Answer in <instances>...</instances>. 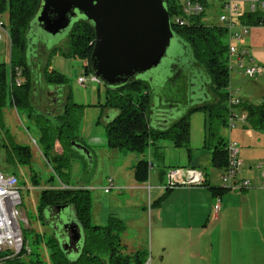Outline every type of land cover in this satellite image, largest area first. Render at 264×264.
Here are the masks:
<instances>
[{"label": "trees", "instance_id": "16d2710c", "mask_svg": "<svg viewBox=\"0 0 264 264\" xmlns=\"http://www.w3.org/2000/svg\"><path fill=\"white\" fill-rule=\"evenodd\" d=\"M39 1L0 0V19L7 16L10 45L8 62L0 61V142L6 163L29 166L31 147L14 140L4 120V109L10 105L18 115L22 111L29 118L32 117L36 103L35 97L37 106H45V114L51 113L47 106L55 105V121L41 113L34 117V138L51 168L49 181L57 178L60 183L58 186L48 184L38 198L37 212L51 234L34 232L32 247L25 239L29 252L24 248L19 254L9 256L4 251L0 256V264H145L146 250L134 253L125 251L121 242V235L125 230L123 221L110 215L105 224L93 223L90 190L68 187L71 157L74 155L71 152V142H81L79 125L84 107L73 101L68 78L56 71L50 60L54 52L65 57L80 58L86 61L84 73L90 75L88 61L94 45L95 30L89 21L80 19L71 26L62 47L54 45L47 51L38 48L36 44H31L32 37L28 39V28ZM164 1L172 29L181 42V53L169 65L171 75L165 82L169 86L158 94L157 89L161 86L156 73L150 80L135 79L116 88H105L103 107L108 113L104 116L103 123L107 146L136 154H143L151 144L159 140H169L176 147H188L190 115L202 111L207 122L205 142L212 148L211 165L220 171L224 170L227 165L228 140L220 134V129L228 126L232 117L226 104L230 78L226 31L219 24L202 23L204 15L195 17L189 25L175 24L172 20L179 14L180 0ZM239 21L249 26H264V10L245 11ZM181 56L189 57L192 63L189 68L180 65ZM33 57L35 58L32 60ZM194 65L197 68L192 71ZM194 73L198 77L203 75L202 89L195 85ZM17 79L19 83L16 82ZM43 94L45 97H42ZM196 94L200 95L197 101L201 102L195 101ZM156 96L159 97L157 102L154 101ZM179 104H183L185 110L174 117ZM234 107V111L240 107L244 111L245 126L264 128V101L253 104L241 98ZM133 168L135 181L141 183L148 180V159H138ZM32 181L38 184L34 174ZM209 189L214 196L220 197L229 190L221 186H210ZM60 205L71 207L73 216L82 229V246L74 260L61 248L45 216L46 209H55ZM40 247L47 249L46 257Z\"/></svg>", "mask_w": 264, "mask_h": 264}, {"label": "crops", "instance_id": "0c3cea01", "mask_svg": "<svg viewBox=\"0 0 264 264\" xmlns=\"http://www.w3.org/2000/svg\"><path fill=\"white\" fill-rule=\"evenodd\" d=\"M249 30L250 33L253 30L252 37L246 36L240 40L239 47L248 49L253 56V49H264V26H249ZM50 61L56 71L68 78L73 101L84 107L79 136L81 143L92 152L93 169L98 166L104 168L103 180L95 179L97 173L85 179L81 177L80 171H84L86 161L78 155L71 157L68 187L90 190L93 223L105 224L110 215L120 218L125 225L121 235L125 251L134 253L147 247L151 249L145 264H260L258 259H264L261 255L264 248L262 251L261 248L257 251L255 248L251 251H242L235 242L238 243L237 239L246 234L240 232L246 230L249 225L251 230L256 227L258 230L264 229L263 179L254 168L255 162L243 158L246 162H242L239 174L242 178L250 179L252 187L223 192L220 208L215 213V196L209 187L221 184L212 182L211 170L208 168L211 167L215 171L216 179L219 180L222 170L211 165L212 148L205 142L207 122L203 112L196 111L190 115L188 147H176L169 140H159L151 144L143 154L112 149L107 146L103 123V118L108 113L103 107L105 88L101 90L99 86H95L99 85V82L91 79V74L84 73L86 61L79 62L59 52H54ZM260 65L262 74L264 64ZM74 72H79L76 79L73 78ZM242 73L239 68L233 66L230 69L228 86L237 90V96L242 100L253 104L262 103L264 79L240 84L239 77ZM81 75L86 78L83 83L78 82ZM87 81L93 84L86 86ZM12 110L17 114L10 105L4 109L7 127L9 126L6 115ZM242 123L244 124V121ZM253 132L254 130L250 134ZM226 140L231 138L228 136ZM238 140L242 141V138ZM245 151L248 152L243 150ZM142 157L152 162L153 166L148 180L140 183L134 179L133 167ZM173 167L199 169L203 172L205 185H180L165 190L163 188L165 173L167 169ZM109 176L113 179L115 189L108 192V195L104 194L102 187ZM51 185L58 186V183ZM160 198L161 201L158 203Z\"/></svg>", "mask_w": 264, "mask_h": 264}, {"label": "water", "instance_id": "95a60500", "mask_svg": "<svg viewBox=\"0 0 264 264\" xmlns=\"http://www.w3.org/2000/svg\"><path fill=\"white\" fill-rule=\"evenodd\" d=\"M80 19L89 21L95 30L88 63L91 74L105 88H116L135 79L150 80L156 73L160 86L165 84L171 75L169 65L179 56L168 55V49L174 38L180 46L181 42L172 29L164 0H40L29 22L28 39L37 34L36 28L42 34L66 36ZM164 58L167 63L161 65ZM198 98L196 94L195 101ZM71 147L74 155L86 161L85 169L91 171L94 162L90 149L77 141H72ZM45 216L61 248L74 260L83 235L71 207L48 208Z\"/></svg>", "mask_w": 264, "mask_h": 264}, {"label": "rangeland", "instance_id": "374dc122", "mask_svg": "<svg viewBox=\"0 0 264 264\" xmlns=\"http://www.w3.org/2000/svg\"><path fill=\"white\" fill-rule=\"evenodd\" d=\"M211 6H209V10L206 11L205 16L202 17V23L206 24V25H216L217 24V18L214 16V14H210V8ZM4 20L6 21V17H4ZM37 29V34L34 35V37H32V42L34 44L37 45V47L41 48L42 50H49L52 48L53 45H58L60 47H62V44L65 43V35L62 34H58L55 36L52 35H48V34H42L38 28ZM255 31V30H254ZM243 38L246 36H250L252 37L253 35V30L250 33V30L246 33H241ZM241 39V40H242ZM238 45H240V42L238 43ZM0 58L1 61H5L8 62L9 60V56H10V45H9V39L8 36L6 34L3 33L2 36V40L0 43ZM177 54V53H181V46L179 43V40H177L176 38H174L172 45L169 47L168 49V55L170 54ZM253 54V58L257 59L256 61L259 64H264V49L262 48H256L253 49L252 51ZM35 57L32 58V60ZM46 59V58H45ZM181 62L180 65H184L186 68H189V66L192 64L189 57L188 56H181L180 57ZM75 60L81 62L80 58H75ZM229 61V59H228ZM227 61V63H228ZM44 63L45 60H44ZM167 63V59L164 58L162 61V64ZM195 68H197L195 65L193 66V70H195ZM264 71V69H263ZM79 72H74V76L73 78H77ZM167 71H164V74H166ZM264 72L260 75H255L253 78H249L246 75H244L242 73L241 77H239V82H241L240 84H244L246 83V81H252V80H263L264 79ZM195 85L197 87L201 88V85L203 83V75L202 77H198L195 73ZM73 78L70 80L72 81ZM181 80V79H180ZM264 82V81H263ZM93 84L90 81L86 82V86ZM94 84H97L94 82ZM262 84V83H261ZM163 84V86H161V88L157 89L158 94L163 93L169 86V84L165 85ZM95 86H99V88L101 90H103V88H105L101 83H99V85H95ZM262 87V86H261ZM228 88V87H227ZM263 93H264V84H263ZM42 97H45V94L42 95ZM159 97H154V101L157 102ZM262 99H264V97H262ZM261 101V98H260ZM263 101V100H262ZM35 104H34V108H33V113H32V117H27L28 115L25 112L20 111V115H18V113L16 114L13 110L12 112H8L6 115V122L8 124V127L10 129V133L12 134V136L14 137V140L17 143L20 144H27L30 145L31 150H32V158H31V162L29 166H15V165H9L8 163L5 162V153H4V149L2 147V143L0 142V171L4 172V173H11V172H15L19 179H20V191H21V197H22V202L20 204V210H21V214H22V218H23V228H24V237L26 239V241L28 242L29 246L32 247V234L34 232H43L45 235L47 234H51L50 229L43 223V220L41 219L40 215L37 212V204H38V198H39V194L40 192L47 186H49L48 184H53V183H60L59 180L57 178L52 179L51 181H49V177L51 172V168L48 165V163L46 162V160L44 159V157L42 156L41 152H40V148L37 146L36 142H35V125H34V117L39 113L49 117L51 120L55 121V110H56V106H47L49 108V110H51V113L45 114L43 112L45 106H37V99L35 97ZM41 102V101H40ZM259 102V101H258ZM178 110H176L175 115H181L185 108L184 105H178L177 106ZM239 109V110H238ZM236 109V112L239 113L240 112V108ZM172 112V111H171ZM202 112V111H201ZM151 115V114H150ZM243 121H240L238 119L234 120V125L231 127V129H229L228 126H223L220 131L221 134L228 139V136L231 138L232 141L236 142L239 147L241 148L238 152V157L241 159V161L243 163H245L246 161H251V162H255L254 163V168L256 169V164H261L262 169L264 170V129L259 130V129H253L249 126H243L244 124L242 123ZM243 124V125H242ZM27 127H29V129H27ZM230 130V131H229ZM254 130V132L252 134H250V132ZM2 135V133H1ZM241 137L242 141H239L238 139ZM1 138V137H0ZM35 142V143H34ZM243 150H248V152H243ZM246 159V161L244 159ZM211 170V180L212 182H220L221 181L217 178L216 179V173L213 169L208 168ZM258 171V169H256ZM103 171L104 168L98 166L95 170L92 169L91 171H88L87 169H84L80 171V175L82 178H90V176L94 173L96 175L95 179L97 181H100L101 179L103 180L105 178V176H103ZM241 171V170H240ZM210 173V172H209ZM32 174L35 175L38 184H35L32 181ZM106 175V174H104ZM104 177V178H103ZM110 177V176H109ZM108 178V177H107ZM106 178V179H107ZM113 181V179H112ZM105 183V182H104ZM160 183V181L158 182V184ZM115 189V186L114 188ZM117 189V188H116ZM97 190V189H95ZM100 190V189H99ZM94 191V190H93ZM92 192V191H91ZM104 194H108L105 193ZM109 195V194H108ZM112 195V194H110ZM93 201H94V194H93ZM251 227L250 225L247 226V229L244 230L243 232L240 233H246L243 236H241V238L237 239L236 242V246H239L240 249L242 251H251V250H255L257 251L258 248H261L260 250L262 251V249L264 248V229L258 230L257 227L253 228L252 230L249 228ZM260 228V227H259ZM256 231V232H255ZM252 233V235H250ZM255 235V236H254ZM249 236V237H247ZM252 236V237H251ZM247 237V238H246ZM258 237V238H257ZM26 242V243H27ZM27 244V245H28ZM149 246V245H148ZM41 248V252L44 255V257L47 256V249L45 247H40ZM144 250H146L147 252V258L149 257V252L151 251V249L149 247L145 248ZM264 252V251H263ZM262 256H264V253L261 254ZM264 259H258V263L263 264Z\"/></svg>", "mask_w": 264, "mask_h": 264}, {"label": "built area", "instance_id": "2783aa9c", "mask_svg": "<svg viewBox=\"0 0 264 264\" xmlns=\"http://www.w3.org/2000/svg\"><path fill=\"white\" fill-rule=\"evenodd\" d=\"M179 3V14L175 15L172 21L180 26L192 24L193 19L197 16H205L206 11L211 6L210 14H214L217 18V24L223 26L227 34L229 70L234 66L235 68H239L249 78L261 74L262 66L252 58L248 49L239 47L237 42L243 38L241 33L249 31V25L241 23L239 17L245 11L264 10V0H180ZM3 33L9 38L6 21L4 18H1L0 43ZM91 79L97 81L92 74ZM85 80L86 78L83 75L78 78L79 83H83ZM16 82L19 83V79ZM227 92L226 104L232 113V117L228 121V127L231 129L234 125V120L244 121L246 116L243 110H240L239 113L234 111V105H237L241 99L237 96V90L228 86ZM226 152L227 165L220 173L221 187L229 190H241L252 187L250 179L239 176L242 161L238 157V144L232 140H228ZM152 166L153 163L149 161V169ZM255 167L263 179L262 186L264 187V170L261 164H256ZM204 183L203 172L199 169L173 167L167 169L165 173L163 188L169 190L180 185L198 186ZM19 185L20 179L17 174L0 171V256L4 251H7L9 256L19 254L24 248L27 252L30 251L24 238V221L20 210L22 197ZM113 188L112 178L108 177L102 190L108 193ZM220 203L221 197L215 196V213L218 212Z\"/></svg>", "mask_w": 264, "mask_h": 264}]
</instances>
